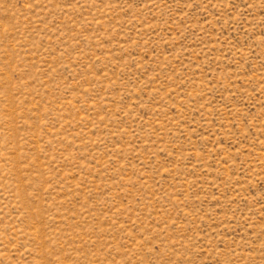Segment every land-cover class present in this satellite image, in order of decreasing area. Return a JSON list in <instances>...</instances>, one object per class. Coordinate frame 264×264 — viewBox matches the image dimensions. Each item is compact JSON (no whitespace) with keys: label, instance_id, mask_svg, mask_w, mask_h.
Listing matches in <instances>:
<instances>
[{"label":"rangeland","instance_id":"rangeland-1","mask_svg":"<svg viewBox=\"0 0 264 264\" xmlns=\"http://www.w3.org/2000/svg\"><path fill=\"white\" fill-rule=\"evenodd\" d=\"M0 264H264V0H0Z\"/></svg>","mask_w":264,"mask_h":264}]
</instances>
